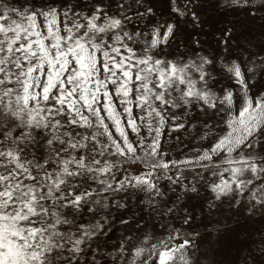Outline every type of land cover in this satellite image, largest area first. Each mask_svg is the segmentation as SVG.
<instances>
[{
    "label": "snow or ice",
    "instance_id": "1",
    "mask_svg": "<svg viewBox=\"0 0 264 264\" xmlns=\"http://www.w3.org/2000/svg\"><path fill=\"white\" fill-rule=\"evenodd\" d=\"M194 225L264 264V0H0V264H200Z\"/></svg>",
    "mask_w": 264,
    "mask_h": 264
},
{
    "label": "rangeland",
    "instance_id": "2",
    "mask_svg": "<svg viewBox=\"0 0 264 264\" xmlns=\"http://www.w3.org/2000/svg\"><path fill=\"white\" fill-rule=\"evenodd\" d=\"M200 120H203V117L198 113L192 114V122L198 123ZM206 122V121H205ZM177 137H179V141L177 140ZM195 140V132L189 128L188 131L184 130H177L171 134L165 133V141L170 145V147L173 149V151L170 153L171 157L180 158L185 152H187L194 144ZM141 198L143 196L141 195ZM131 202V198H130ZM229 208L227 205V201H225L224 205L221 207V213L225 217V219H221V224H227L228 226L233 225L232 219H227L229 215ZM218 218V217H217ZM260 222L257 220L255 222V226L259 227ZM193 229L197 232L201 233V236L196 238V244L200 246V251L195 252L194 255L196 257L200 258V264H209V261L213 259V255L211 251L209 252L208 256H201V252H203L205 249L209 248V244L204 240L203 233L205 231L204 227H201L199 225H194ZM193 229H189V231H192ZM208 230H211V227L208 226ZM119 226L117 225V232H119ZM215 233H213L212 238H215ZM254 238L258 241V236H256L255 233H253ZM213 247H218L216 245H213ZM147 256V253L145 254ZM236 250L235 248L232 249H225L223 247L219 248V251L215 254V260L218 261H224L225 264H230V262L236 257ZM241 256H243V252L240 253ZM147 264H159V259L156 254H153L151 256H147Z\"/></svg>",
    "mask_w": 264,
    "mask_h": 264
}]
</instances>
